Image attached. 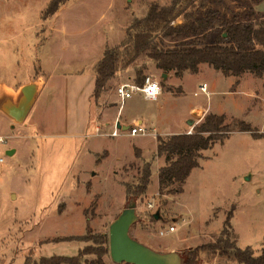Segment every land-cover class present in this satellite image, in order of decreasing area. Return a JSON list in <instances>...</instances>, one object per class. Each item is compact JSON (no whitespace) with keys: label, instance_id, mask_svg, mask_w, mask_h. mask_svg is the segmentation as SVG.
Segmentation results:
<instances>
[{"label":"rangeland","instance_id":"rangeland-1","mask_svg":"<svg viewBox=\"0 0 264 264\" xmlns=\"http://www.w3.org/2000/svg\"><path fill=\"white\" fill-rule=\"evenodd\" d=\"M49 1L0 0V86H6V81L14 84L25 79L27 71L38 75L54 68L75 74L83 68L86 75L93 74L87 68L96 62L95 53L101 46L123 40L132 19L143 16L151 2H170L67 0L56 13L44 18ZM254 5L251 0H225L224 5L210 2L207 7L217 8L221 19L248 22L252 11L264 15ZM202 13L203 9L198 11ZM218 33L208 31L195 41L212 43ZM157 38L164 46L193 40L185 36ZM144 74L159 80L162 93L155 101L134 94L123 102L117 118H121V127L128 126L131 116L141 113L143 121L149 119L148 127L155 126V135L130 136L121 132L110 136L112 122H100L97 132L94 125L82 133L69 127L65 132L58 125L64 119L60 97L53 98V106L35 110L21 122L7 121L0 114V136L7 138L6 147L17 150L14 155L3 154L0 171V264H23L27 255L34 259L76 255L90 242L66 239L83 235L86 221L93 232L107 239L104 263L117 264L109 255L108 226L129 201H134L136 214L130 236L155 251H174L182 257L183 251L214 241L229 211L226 228L236 245L250 247L254 256L264 248L263 138L234 131L222 143L215 142L201 150L199 165L192 169L177 194L159 191L158 169L166 161L156 154L158 136L192 131L208 113L242 118L264 132V77L249 72L223 76L219 70L202 64L198 73L186 72L181 78L168 72L164 78L150 62ZM169 74L172 75L168 77ZM117 75L91 96V120H101L103 109L109 108L113 114L118 111L115 86L130 75L132 80L134 72L125 68ZM202 82L207 84L206 93L200 91ZM68 98L75 101L74 97ZM193 105L196 107L188 117ZM33 115L44 123L37 136ZM146 162L150 164V183L144 195L133 199L126 185L138 182ZM155 212L159 214L157 219L153 217ZM171 225L174 231L169 232ZM85 257L92 259L94 255ZM196 264L241 263L203 251Z\"/></svg>","mask_w":264,"mask_h":264},{"label":"trees","instance_id":"trees-1","mask_svg":"<svg viewBox=\"0 0 264 264\" xmlns=\"http://www.w3.org/2000/svg\"><path fill=\"white\" fill-rule=\"evenodd\" d=\"M67 0H50L43 11L46 18L58 11ZM213 2L224 5L225 0H170L166 5L151 2L146 13L135 17L126 28V33L118 44L108 46L93 65L94 90L98 93L105 81L119 70L130 68L134 72L133 82L142 84L147 62L166 74L173 72L181 77L184 72L197 73L201 64L219 70L223 76H241L246 72L256 77H264V15L250 13L248 22L221 19L217 8L207 7ZM257 4L260 0H251ZM203 9L202 14H198ZM219 31L212 43H197L198 37L208 31ZM192 37L193 40H178L172 46H164L158 36ZM246 45L253 47L247 48ZM248 132L253 138H263L264 132L242 118H228L224 113H208L194 124L191 132H178L157 137L156 154L164 156L166 164L158 169L159 191L166 189L168 194L182 191V184L193 168L199 165L200 151L220 142L231 132ZM150 164L146 162L134 186L126 185L128 195L133 199L146 193L150 183ZM176 187L168 189V186ZM90 187V184L87 185ZM231 211L228 212L225 226L212 242L189 248L182 252L183 264H196L200 252L226 256L241 264H264V248L257 256L252 249L239 248L236 241L229 237L226 228ZM90 242L80 248L76 255H50L34 259L31 255L24 258L23 264H105L103 256L107 252V239L90 228L85 222L83 235L66 239ZM92 254L94 258L85 256ZM131 264V263H121Z\"/></svg>","mask_w":264,"mask_h":264},{"label":"crops","instance_id":"crops-1","mask_svg":"<svg viewBox=\"0 0 264 264\" xmlns=\"http://www.w3.org/2000/svg\"><path fill=\"white\" fill-rule=\"evenodd\" d=\"M254 7L257 12L263 13L264 12V0H260L259 3L254 5ZM108 46H113V45H107L105 47L103 46L104 48L101 46L99 50L97 51V53H95V57H98L97 60L101 57L103 50ZM95 63H93L92 65H89L87 69H91L93 71L92 68ZM83 71L84 69L82 68V69H78L75 72V74H70L67 72H63V73L57 72L56 70H54V68H52L50 70L47 69L44 73L43 72L41 73L40 71L38 75H36L34 71L32 73L30 71L29 72L27 71V77L25 79L23 80L21 79L15 82L14 84L6 81L4 82L6 86L4 85L0 86V101L3 99L4 96L12 101H15L19 88L22 85L33 81L37 86V93L33 101V104L30 107L26 115L27 118L30 116V114H33L35 110L36 112H38V110L41 109L42 107L49 106V105L53 106L54 105L53 98L60 97L62 99L63 106H64L63 108V113H64L63 118L64 119L62 121H59L58 125H61L66 130L65 132H67V127H69L70 129H73L74 131L79 130L81 131V133L83 131L86 132V130L88 129L90 125H94V129L97 132V129H99V126H100V122H102V124L104 125L110 122L114 123L115 121H118L119 124L121 125V121H120L121 118L119 117L118 119L117 115L119 113V110L122 109L123 104L118 105V111L116 112V114H113V112H109L108 110L109 108L103 109L101 110V114H100L101 120L100 119L97 120L96 117L93 120H91V114L93 111H92L90 99H91V96L93 95L95 75H94V72L93 74L86 75ZM199 71H200V67H199ZM184 74H186V72H184L183 75ZM171 75L172 74H169L168 77H170ZM183 75L181 76V78L183 77ZM117 76H118L117 73H114L106 81L111 80ZM131 77H132L131 75L128 76L127 77L128 80L126 81L119 80V83L120 82H133V79L132 80L130 79ZM17 83H20V84H17ZM16 85H19V86H16ZM168 89H170L172 92L174 91V88H168ZM180 91L182 92V90ZM70 96L74 97L75 101L68 100L69 99L68 97ZM112 103L114 104V100L112 101ZM115 103H117V101ZM195 105L197 106L198 104H195ZM195 105L190 107L189 109L190 113L188 114V117L193 112V108L196 107ZM0 114L4 116L7 119V121L14 122L1 109H0ZM130 119H131L130 124L136 122L139 124L146 123V126H150L149 125L150 123L148 122L149 119L146 118L145 121H143L141 113H136L132 115ZM32 122H33L32 125L35 128L34 130L36 133L35 136H37L39 133V130L43 128L44 123L41 121V119H39L38 115L36 119H35V115H33ZM147 122L149 124H147ZM55 124L56 123H54V125ZM152 128L156 129L155 126H152ZM180 132H191V131H180ZM10 150L12 151V153L9 155H14L17 152L15 147H6L5 153L6 151H10ZM6 155L8 154L6 153Z\"/></svg>","mask_w":264,"mask_h":264},{"label":"water","instance_id":"water-1","mask_svg":"<svg viewBox=\"0 0 264 264\" xmlns=\"http://www.w3.org/2000/svg\"><path fill=\"white\" fill-rule=\"evenodd\" d=\"M162 77L165 78L166 74L162 73ZM36 93V84L28 82L19 88L15 101L4 96L0 101V109L13 121L21 122L32 106ZM188 123L192 121L188 120ZM117 126L121 125L117 123ZM125 127L122 126L123 129ZM6 153L9 155L12 151ZM134 207V201H129L108 226V250L111 260L117 264H183L182 257L177 252L155 251L130 236V226L136 219ZM153 217L157 219L158 212H155Z\"/></svg>","mask_w":264,"mask_h":264},{"label":"built area","instance_id":"built-area-1","mask_svg":"<svg viewBox=\"0 0 264 264\" xmlns=\"http://www.w3.org/2000/svg\"><path fill=\"white\" fill-rule=\"evenodd\" d=\"M146 78H152L153 80H156L159 82V80L154 75L147 74L144 76L143 82L140 85L136 84L135 82H120L115 86L114 95H116V97L119 99L120 105H122L126 99L130 98L134 94H139L143 99H145L142 89L145 86ZM199 88H200V91L204 93L207 92V84L205 82L201 83ZM117 123L119 122L115 121L113 123V129L111 130L110 133H108L110 136H117L121 132L124 134L130 135V136L150 135L153 133L155 135V129L150 128L144 124H139V123L134 122L132 124H129L123 129L121 126H117ZM97 131H99V129H97ZM6 144H7V138L0 136V171H1V166L4 162L3 154L5 153ZM167 231L169 232L174 231V226L173 225L169 226ZM163 233H164L163 231H160V234H163Z\"/></svg>","mask_w":264,"mask_h":264},{"label":"clouds","instance_id":"clouds-1","mask_svg":"<svg viewBox=\"0 0 264 264\" xmlns=\"http://www.w3.org/2000/svg\"><path fill=\"white\" fill-rule=\"evenodd\" d=\"M142 92L146 100L155 101L162 93V88L158 81L153 80L152 78H146Z\"/></svg>","mask_w":264,"mask_h":264}]
</instances>
